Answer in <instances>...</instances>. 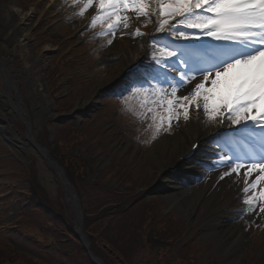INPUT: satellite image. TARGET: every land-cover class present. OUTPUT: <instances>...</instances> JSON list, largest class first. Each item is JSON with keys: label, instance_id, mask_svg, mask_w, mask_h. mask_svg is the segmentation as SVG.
Returning <instances> with one entry per match:
<instances>
[{"label": "rangeland", "instance_id": "1", "mask_svg": "<svg viewBox=\"0 0 264 264\" xmlns=\"http://www.w3.org/2000/svg\"><path fill=\"white\" fill-rule=\"evenodd\" d=\"M2 1L5 6L9 5L11 8L19 6L20 11L14 16V24L16 26L27 24L23 29L32 37L30 47L33 51V59L29 68L13 60L7 70L13 74L12 79L17 80L20 98L25 101L24 109L29 105L33 112L32 118L34 114L36 123L33 132L39 138L40 134L43 137L45 134L43 126L49 122L48 127L52 137L48 136V140L51 145L52 138L60 139L58 142L60 153H66V149H71V153L76 155L78 152L80 154L83 152L85 160L91 163L93 172L86 171L92 173L89 174V180L79 181L84 187V204L90 215H97V212L107 205L120 203L128 207V210L120 216L115 215L117 210L113 207L107 209V213L104 214L108 215L105 226L102 221L92 228L91 233L109 241L113 239V243L116 239L119 247H123L126 253L124 257H127L131 264H264V213L249 212L247 206L243 204L246 198L242 191L245 169H241L238 176L241 179V189L237 197L238 208L233 211L226 207L219 208L208 214L206 207L200 205L192 213H187L189 216L184 212L189 201L179 198L174 201L168 197L171 191L174 192V185L178 184L176 182L182 181L178 173L166 175L164 180H156L155 173H150L145 155L150 154L153 147H157L162 139L173 138L176 134L182 133L188 125L199 120L194 114L190 116L189 121H184L182 117L179 120L174 119L171 127L165 122L161 130L155 133L153 115H156V123H158L159 117H166L167 113L163 108L152 104L148 107H153L155 112H148L146 108L140 106L143 97H133L131 91L140 86L138 81L148 76L149 72L144 71L145 76L139 72L128 87L114 86L123 70L134 63L140 55L146 53L147 58H152L153 42L148 34L157 38L163 36L162 33L154 31L156 27L154 20L153 23L141 26L145 18L136 19L134 13H126L131 17L129 28L125 29L121 25L115 36L111 34L101 36L99 35L102 30L101 25L98 23L95 27H91L89 23L92 15L96 13L95 6L80 16L77 11L83 6L82 4L78 6L73 4L72 8H67L72 6L70 4L73 0L70 3L68 0H55L56 6L52 5L50 0ZM21 10L24 14L31 10L28 23L23 20ZM4 17L7 18L3 11L0 12L2 25H4ZM135 22L137 25H134ZM137 26H140L141 32L146 34L145 37L131 35ZM109 39L112 40L110 45ZM48 46H53V49L48 50ZM159 46L162 45H157ZM37 61L42 62L41 72L34 68L37 67ZM152 83L154 84L155 81ZM190 87L191 85H187L183 91L186 92ZM6 90L8 89H5L0 71V227H2L0 262L11 264V259L15 255L9 251L23 256L25 253L20 251L23 248L22 238L17 239L20 235H29L37 242L41 241L43 246L51 244L53 240L54 243L47 249H40L44 252L48 251L50 255L46 257L48 264H81L79 261L81 259L85 262L83 258L85 255L77 253L78 243L76 244L72 237L69 238L65 228L61 227V219L55 222L43 212H39L34 218L32 212V215L29 214L32 208H27V204L25 206V203L29 202L26 201L27 198L33 199V196H37V193H32L31 183L38 188H35L36 192L41 191L40 188L45 189L47 196L53 199L59 195L62 197L63 206L67 208V211L65 209L64 212L59 211L66 218L69 226L77 231L78 217L74 215L72 202L65 193L68 196L71 194L66 191L58 175H55V168L53 166L51 168L42 160L28 141L24 140L22 132L23 140L14 134L16 133L14 123L19 128L21 120L17 112L10 110L6 102L4 92ZM51 90L53 94L55 93L54 96L62 97L60 104H54ZM11 93H14L12 89L9 91V94ZM124 97L129 98L128 101H121ZM12 100L17 106L21 105L16 102V95L12 96ZM137 109L139 111L141 109L142 116L135 114ZM23 124L21 123L24 128ZM149 125L153 126L149 127ZM198 125L200 129L212 132L219 124L209 123L206 117H203ZM9 128L13 130L12 136L4 137L2 133H5L4 130L11 131ZM74 130L89 133L78 137V143L72 146L70 142L77 133ZM164 134L169 136L162 137ZM82 141L87 142L82 144ZM31 158L35 160L33 165H36L32 171L34 177L30 176L32 165H26ZM217 171L221 172L219 169ZM212 174L195 179L200 185L197 193L201 191L202 186L209 190L208 183L216 179L215 172ZM256 175L258 173H254L249 179H255ZM263 185H259V188H263ZM27 188L30 191H27L28 195L24 198L21 192ZM46 193L43 195L47 199ZM139 193L145 196L133 201ZM153 219L160 222L158 230L163 231L168 228L167 234L173 239V243L178 240L172 243L173 246L169 245L167 249L157 251L145 248V233L151 228L149 220ZM38 220L44 221L48 232H42L37 227ZM48 220L52 223L49 224ZM231 224L242 230L240 239L242 248L239 254H231L228 247H223L226 236L208 237L209 228L212 226L220 228L229 227ZM24 241L26 242V239ZM105 244L108 246L107 241ZM63 250L71 255L72 260ZM29 263L36 264L35 261Z\"/></svg>", "mask_w": 264, "mask_h": 264}, {"label": "snow or ice", "instance_id": "2", "mask_svg": "<svg viewBox=\"0 0 264 264\" xmlns=\"http://www.w3.org/2000/svg\"><path fill=\"white\" fill-rule=\"evenodd\" d=\"M73 4L83 5L80 16L95 6L90 26L99 23L101 36H115L121 25L129 28L131 17L126 13L145 18L141 26L154 20V31L163 34L161 38L148 34L157 68L131 90L133 97H143L140 106L148 112H155L148 107L152 104L167 113L158 123L153 115L155 133L165 122L171 127L174 119L189 121L193 114L250 132L259 128V138L243 157L228 153L219 157L226 169L220 179L239 176L245 169L243 204L249 212L259 208L264 213V188H259L264 184V0H73ZM131 35L146 34L137 26ZM206 40L215 43H200ZM187 85L191 87L184 92ZM254 173L258 175L250 180Z\"/></svg>", "mask_w": 264, "mask_h": 264}, {"label": "bare ground", "instance_id": "3", "mask_svg": "<svg viewBox=\"0 0 264 264\" xmlns=\"http://www.w3.org/2000/svg\"><path fill=\"white\" fill-rule=\"evenodd\" d=\"M55 0H50V3L56 6ZM62 3H64L62 1ZM3 4V5H2ZM60 6L61 4L58 3ZM58 5V6H59ZM67 6V4H64ZM70 5H73L71 3ZM76 6L81 4H75ZM53 6V7H54ZM68 9L72 8V6L68 7ZM0 12H4L7 16L4 17V25L0 24V71H5L3 81L5 82L6 90V98L7 103L15 106V102H13L11 96H19L18 85L16 84V79H12L8 72L9 66L13 63V60H17L20 62L22 66H29L30 61L33 59V51L30 47V42L32 37L30 34L23 29L27 27V24H22L16 26L14 24V16L18 15V11H20L19 6L16 8H11L9 5L4 4L2 0H0ZM26 12V11H25ZM31 10L26 12H22L23 20L25 23L29 22V18ZM32 13V12H31ZM3 15V14H2ZM210 43H215L214 41H210ZM53 46H48V50L53 49ZM38 62V61H37ZM42 63V62H41ZM37 63L38 72L43 70V65ZM126 69V68H125ZM7 73V74H6ZM124 78V77H123ZM125 83V84H124ZM127 82L123 79L119 82V86L127 85ZM13 90L15 93L9 94L10 90ZM44 96V95H43ZM18 103L20 98L17 99ZM22 111V108L20 109ZM202 112V111H201ZM200 120L203 117L199 118ZM198 122L194 121L192 124L188 125L186 129L182 133H178L173 138L162 139V141L157 145V147H153L152 152L145 155V159H147L149 164L150 173H155L156 180H164V176L169 174L168 169H174V167H179L181 179L183 181L176 182L173 191L170 192V199L177 201L180 200L189 201L187 202V206L184 210L185 214L189 216V212H193L201 205L206 207L208 214L213 213L219 208H225L228 210H234L238 208L237 200L238 194L240 193L239 183L240 177L232 174L231 177H225L223 180L220 179V176L226 170L219 161V155L217 153H221V149L218 146H215L214 142H210L208 139L209 136L214 134L217 130L221 128L227 127V125H219V127L215 128L214 131L210 132V130L200 129ZM198 142V149L195 154L191 157V160L185 159V163L180 161L181 157H184L191 151L193 144ZM130 144V143H129ZM132 146V144H131ZM130 146V147H131ZM135 147V146H133ZM217 154V155H216ZM199 162H196V160ZM183 163L184 165H181ZM223 167V170H220V176L218 179L212 180V182L208 183V189H204V186L201 187V191L197 193L199 184L197 183V177L205 176L207 177V172L211 171V166L213 168ZM220 164V166H219ZM209 175H213L209 172ZM215 178V177H214ZM218 183V184H217ZM199 185V186H198ZM202 206V207H203ZM256 214H260L259 210L254 211ZM226 227V228H225ZM210 231V232H209ZM209 235H212L213 238H221V236H226V240H223V247L229 248L231 254H239V250H241V233L242 230H238L237 226H223L218 228L217 226H212L209 228ZM224 238V239H225ZM264 251V250H263Z\"/></svg>", "mask_w": 264, "mask_h": 264}, {"label": "trees", "instance_id": "4", "mask_svg": "<svg viewBox=\"0 0 264 264\" xmlns=\"http://www.w3.org/2000/svg\"><path fill=\"white\" fill-rule=\"evenodd\" d=\"M48 136L49 134L46 132L43 136V140L44 143H49L48 141ZM65 140V139H64ZM60 141V139H59ZM68 141V140H66ZM72 141V140H71ZM70 142V141H69ZM65 144V142H63ZM73 144V142H70ZM59 143L58 140L55 139V144L54 147H52V154L53 156L64 166L66 174H68V177L71 181V183L73 185H75L78 194L80 193V195L82 196V199L85 198V192H84V187L81 186V184H79V181H82V179L84 181H87L88 178V174L85 173V168L87 167V163H85V157L78 153L77 155H73L71 153V149H66V153H60V147H58ZM22 197H24L23 195H21ZM25 198V197H24ZM45 200V201H43ZM41 201V199H39L38 197H34L33 199L31 198H27L25 203V206L27 204V208L31 207V211L29 210V214L32 215V213L34 214L33 217L36 218L37 214L39 212H43L44 214H46V216H49L50 218H52L55 222H59L61 219V227L65 228L66 232L68 233V235L70 236L69 238H73L74 241L76 242V244L78 243V245L76 246V251L77 253H79L80 255L83 253V258L85 260V262L80 259L79 262H81V264H93L91 259L89 258V255L86 251V249L83 248V246L80 244L79 240L76 238L75 236V232H74V228H72V226L67 223V220L65 217H63L62 213L60 211H63V209H65V211H67V208L65 206H63V202L62 199L59 201V207L56 209L51 206L48 205L46 201L47 199H43ZM48 205V206H47ZM116 208L119 209V211L122 209L121 205L120 206H116ZM60 210V211H59ZM32 212V213H31ZM105 213H107L106 209H102L101 211H99V213L97 215L90 216V214L88 213V211L86 210V225L85 227H87V231H88V235L89 238L92 242V252L98 256L99 258H102L106 264H120L119 261L117 260V258H115L114 256H111L109 254V252L107 250H115L117 251L120 256L123 257L125 264H131V262L128 260L127 257L125 256V252L123 251V247H119V242L115 239L114 243H113V239L112 241H109L108 239L102 238L99 235H94L91 233L92 228H95L96 225H99L100 223H102V221L104 222V226H105V220L107 219L108 215H104ZM36 216V217H35ZM49 222V221H48ZM38 228L42 231V232H48V229L45 227V223L44 221H37ZM45 224V225H44ZM168 228L161 231L159 229L154 228V226L152 228H150V230L147 231V233H145L146 235V240H145V248L148 247L151 251H157V250H162V249H166L167 244H166V240L169 238V234H167ZM31 237V238H30ZM20 238H22L23 241V248H21L20 251L26 253L23 256H21L19 253L16 254L14 252L9 251L10 253L14 254L15 257H13L11 259V264H31L29 262L31 261H35L33 259H31L32 256H36L38 255L44 264H48V262L46 261V257L50 256L48 251L44 252L43 250L40 249H47L49 246L45 245L43 246L39 241L37 242V240H35L34 238H32V236H26V235H20V237L17 239L19 240ZM24 239H26V242L24 241ZM107 241L108 244V248L106 249L104 248V245ZM38 252V253H37ZM64 254L72 260V257L69 253H67L65 250H63ZM23 254V253H22ZM76 255V253H75ZM117 255V254H116ZM64 256V255H63ZM80 257V256H79ZM127 259V260H126ZM36 264H39L38 261H35ZM0 264H2L0 262ZM40 264H42L40 262ZM159 264V263H158Z\"/></svg>", "mask_w": 264, "mask_h": 264}, {"label": "water", "instance_id": "5", "mask_svg": "<svg viewBox=\"0 0 264 264\" xmlns=\"http://www.w3.org/2000/svg\"><path fill=\"white\" fill-rule=\"evenodd\" d=\"M44 159H46L49 162V164H51L55 168L56 174L61 177L63 185L66 187L67 190L69 189L71 192L73 211H74L75 215L78 217L77 225L79 228V230H78L79 235H80L79 238H81L85 248H87V250L90 252V248H89L90 242H89V239L87 238L86 233H85L84 216L82 215V209H81V206H79V199L75 195L74 188L67 181L66 175L64 174L63 171H61V166L59 164H57V162L55 163V161H53L51 158H47L46 155H44ZM91 257H92V259H94L96 264H104L101 259H98L95 256H92V254H91Z\"/></svg>", "mask_w": 264, "mask_h": 264}]
</instances>
